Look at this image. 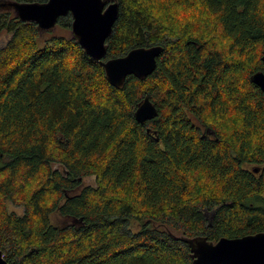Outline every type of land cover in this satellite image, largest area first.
<instances>
[{"label": "trees", "instance_id": "trees-1", "mask_svg": "<svg viewBox=\"0 0 264 264\" xmlns=\"http://www.w3.org/2000/svg\"><path fill=\"white\" fill-rule=\"evenodd\" d=\"M114 1L106 57L162 46L150 75L119 87L71 33L41 40L36 23L0 10L9 264H194L172 234L264 231V92L251 81L264 71V0ZM57 25L70 29V14ZM144 96L156 115L139 123ZM52 213L68 222L53 225Z\"/></svg>", "mask_w": 264, "mask_h": 264}, {"label": "water", "instance_id": "water-1", "mask_svg": "<svg viewBox=\"0 0 264 264\" xmlns=\"http://www.w3.org/2000/svg\"><path fill=\"white\" fill-rule=\"evenodd\" d=\"M1 9L12 10L20 21L36 23L39 31L52 29L59 17L70 14V33L89 57L102 64L105 76L113 86H121L128 75L140 79L150 75L162 52L161 45L140 46L122 56L106 57V40L118 15V3L114 0H2ZM251 81L264 92V71L253 73ZM155 115V105L144 96L134 111L135 120L144 123ZM172 235L188 244L194 264H264V231L240 237H221L217 241L208 240L204 235ZM0 264H9L1 250Z\"/></svg>", "mask_w": 264, "mask_h": 264}, {"label": "rangeland", "instance_id": "rangeland-1", "mask_svg": "<svg viewBox=\"0 0 264 264\" xmlns=\"http://www.w3.org/2000/svg\"><path fill=\"white\" fill-rule=\"evenodd\" d=\"M39 34L41 35L40 39L41 40H45V39L50 38L53 34L67 36V35L70 34V29L62 28L61 26L56 24L50 30L39 31ZM6 38H7V35L5 33H1L0 34V46L5 42ZM40 44H41V42H40ZM51 169L52 170L58 169L61 172L63 171L62 166L60 164H58V163H52L51 164ZM81 181H82V185L83 186L84 185H94V177L93 176H85V177H83L81 179ZM6 206H7L8 211L15 212L17 214H22L23 213V207L14 205L10 201H7ZM50 222L53 225H55V226H63L68 221L63 219L62 217H60L57 213H52L51 216H50ZM132 224H133V226L135 228L136 227V223L132 222Z\"/></svg>", "mask_w": 264, "mask_h": 264}, {"label": "flooded vegetation", "instance_id": "flooded-vegetation-1", "mask_svg": "<svg viewBox=\"0 0 264 264\" xmlns=\"http://www.w3.org/2000/svg\"><path fill=\"white\" fill-rule=\"evenodd\" d=\"M63 173L66 174V171L63 169Z\"/></svg>", "mask_w": 264, "mask_h": 264}]
</instances>
